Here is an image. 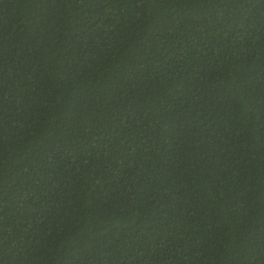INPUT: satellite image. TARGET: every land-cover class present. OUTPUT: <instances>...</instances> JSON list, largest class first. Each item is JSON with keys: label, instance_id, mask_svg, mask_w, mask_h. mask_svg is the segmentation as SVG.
I'll list each match as a JSON object with an SVG mask.
<instances>
[{"label": "trees", "instance_id": "trees-1", "mask_svg": "<svg viewBox=\"0 0 264 264\" xmlns=\"http://www.w3.org/2000/svg\"><path fill=\"white\" fill-rule=\"evenodd\" d=\"M0 264H264V0H0Z\"/></svg>", "mask_w": 264, "mask_h": 264}]
</instances>
